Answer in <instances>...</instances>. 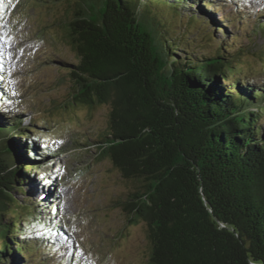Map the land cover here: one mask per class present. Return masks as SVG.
I'll return each mask as SVG.
<instances>
[{
	"label": "trees",
	"instance_id": "obj_1",
	"mask_svg": "<svg viewBox=\"0 0 264 264\" xmlns=\"http://www.w3.org/2000/svg\"><path fill=\"white\" fill-rule=\"evenodd\" d=\"M74 4L64 24L75 62H62L69 104L110 106L108 132L95 144L138 183L119 204L147 226L148 264H264V86L231 66L243 51L227 35L212 54L182 50L169 12L179 16L188 0ZM185 13L184 27L199 18L190 6ZM8 117L0 111V264H27L24 254L40 246L18 211L39 217L32 206L44 204L20 206L15 193H25L35 167L25 162L37 161L39 148Z\"/></svg>",
	"mask_w": 264,
	"mask_h": 264
},
{
	"label": "rangeland",
	"instance_id": "obj_2",
	"mask_svg": "<svg viewBox=\"0 0 264 264\" xmlns=\"http://www.w3.org/2000/svg\"><path fill=\"white\" fill-rule=\"evenodd\" d=\"M69 1L76 2L0 0V111L19 121L39 148L37 161L25 162L35 166L22 184L25 193L15 196L20 206L44 204L32 206L39 217L18 211L27 239L41 247L22 258L27 264H148L147 226L129 220L119 204L138 183L100 158L95 144L108 132L110 106L69 104L72 82L62 65L75 62L64 24L72 15ZM188 3L206 23L194 16L184 27L188 6L179 16L168 11L180 25L176 33H184L182 50L212 54L227 35L243 51L231 61L238 77L264 86V32L257 28L264 25V0Z\"/></svg>",
	"mask_w": 264,
	"mask_h": 264
},
{
	"label": "water",
	"instance_id": "obj_3",
	"mask_svg": "<svg viewBox=\"0 0 264 264\" xmlns=\"http://www.w3.org/2000/svg\"><path fill=\"white\" fill-rule=\"evenodd\" d=\"M67 1V0H66ZM75 2H71V1H69V4H71V6H72V10H71V13H73V8H76V7H74L75 6V4H74ZM72 16V15H71ZM66 22V21H65ZM64 22V23H65ZM66 28V27H65Z\"/></svg>",
	"mask_w": 264,
	"mask_h": 264
}]
</instances>
